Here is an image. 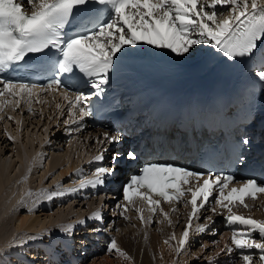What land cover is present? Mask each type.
<instances>
[{"label": "snow or ice", "instance_id": "6c2138e0", "mask_svg": "<svg viewBox=\"0 0 264 264\" xmlns=\"http://www.w3.org/2000/svg\"><path fill=\"white\" fill-rule=\"evenodd\" d=\"M74 20L78 23L73 24ZM69 28L71 35L66 32ZM141 44L168 50L179 57L193 55L201 44L213 46L229 60L250 57L264 44V0H0V74L17 71L19 65L33 61L46 65L53 73L46 85L5 79L0 75V98H4L0 99V113L8 105L18 109L21 100L29 105L31 112L33 99L40 102L41 93L63 89L60 96L66 106L57 104L56 107L62 116L67 115L62 122L71 134L73 126L93 114L91 99L104 93L118 58L130 54ZM77 74L90 85L91 92L72 91L75 85L64 83V76L71 81ZM256 75L264 83V70ZM5 118L13 119L0 114V120ZM75 130L79 131V128ZM122 141L120 131H105L102 139L96 138L102 146L101 154L89 163L103 161L104 153ZM240 143L248 145L250 141L245 136ZM121 155L117 150L111 156L112 163H117ZM125 155L129 160L137 159L134 150ZM239 159L242 162L244 157L241 155ZM77 171L82 173L83 170ZM114 173V167H97L92 178L81 180L77 188L45 189L42 195L51 200L63 197L66 191L97 189ZM235 183L236 177L228 173L214 175L173 163H148L123 185L122 195L127 204L117 207L128 211L127 205L139 199L149 206L153 215L159 212L167 218L168 213L160 207L162 201L183 203L185 207L190 205L187 224L174 249L177 255L187 253L192 238L214 224L213 215H222L226 210L225 220L231 226V232L227 238L222 236L221 240L212 242L217 250L205 257L206 264H219L218 258L225 253H238L237 264H264V220L233 211L237 205L247 208L246 198L255 200L257 193H264V182L247 179L240 182L239 187L231 186ZM57 187L62 188V185L58 182ZM25 195H31V192ZM154 196L159 198L154 199ZM23 203L22 197L18 205ZM35 207L34 201L28 211H34ZM135 210L143 211L142 208ZM206 211L213 215L204 216L206 223L193 228V219H200L201 213ZM103 218L102 210H97L75 224L82 225L87 220L102 221ZM140 219L144 220L143 215ZM75 224L63 226L61 231L72 235ZM90 230L100 231L98 228ZM175 238L173 233L171 239ZM208 248V245H201L200 251L192 255L199 259ZM107 251L131 259L114 237L110 238Z\"/></svg>", "mask_w": 264, "mask_h": 264}, {"label": "rangeland", "instance_id": "374dc122", "mask_svg": "<svg viewBox=\"0 0 264 264\" xmlns=\"http://www.w3.org/2000/svg\"><path fill=\"white\" fill-rule=\"evenodd\" d=\"M9 100H12V99H9ZM49 102L52 103V101H49ZM42 104H43V101H42ZM28 107H29V105L26 103V106L24 108L26 109ZM38 109H40V112L43 111L41 108H38ZM43 109H44V107H43ZM49 109L51 110V107ZM12 111H13V113H11ZM14 111L15 110L13 109L12 105H8L5 107L4 112L0 113V114L5 115L6 117L7 116L13 117V119H11V120H9L7 118H5L4 120H0V160L6 159L11 163V166L7 170V173L9 175V177L12 178L11 181H13L14 180V174H15V172H14L15 169L13 166L15 163H19V157H18V151L17 150L31 149L34 152V156L31 159V163H32L31 168L25 177L26 181H27V191L31 192V196H30L29 200L27 202H24V204L22 206L25 207L27 209V212H29L33 216L40 215V216H42L43 219L45 216H47V217H45V218H47L45 220L46 224L43 225V227L41 229V241L43 242L49 238L50 239L53 238L54 236L52 237L51 234H54L57 231L63 232V231H61V228L63 226H66L70 223L75 224L76 221L84 220L85 218L89 217V214H92L94 211H97V210L103 211V209L105 207H106L105 208L106 210L104 209L105 211H103V217L107 218L106 223L108 224V226H110V228H111L110 230H112V231L110 232L106 228H103V229L98 228V229H100V231H102V230L104 231L106 229V231H108L107 233H109L111 237H115V239L117 236L120 235V233H124L125 231H128L129 228L131 230H133V231L129 230V232H131V233L133 232V234L137 235L136 231H134V229H132L135 224L126 225L122 229L121 228L118 229L117 225H116V227L111 225V222L113 220H115V221L118 220L119 217H117V215L115 213H112V211H109L110 205L108 206V211H107L108 203H105L107 201V199H105L103 196L100 197L98 193H97V197H96V195H89L88 196L87 193L91 192V190L90 191L84 190V194L80 190L66 191V194L63 197H54L51 200H46L43 198L42 190H45V189H47L49 191H56V190H70V189L77 188V186L79 185L80 181L83 178L80 179L79 181H77L76 176L81 177V175H82V177H83L84 176L83 174L88 171L86 169L87 165H85L84 163L86 162V158L91 156L92 154H94L96 152V150L93 149V144H92L93 141L91 142V140H88L85 135H80V136L73 135L69 140H64V141L60 140L63 137V135L60 136V134L57 132L58 129L54 128L55 124L50 122L51 120H49V123L45 122L44 124H42V126H41L42 128L39 129L35 126V123H34V121L35 122L37 121V118L32 117V120H33V123H32V121L29 120V118H27V119L25 118L26 116L24 114L23 115L21 113L20 114H18V113L14 114L16 112V111L15 112ZM44 112L45 113L43 115V118H45V116H48V114H49L48 110H47V112L46 111H44ZM50 112L52 114L50 116V119L53 117V121L57 123L58 118L60 117V113L54 112L53 110ZM17 116L20 117L19 125L17 124V121H18ZM39 121H41V118L39 119ZM58 124L60 125V121L58 122ZM40 125H41V123H40ZM46 127H47V129L49 128V130L52 129V132H49V134L47 131L44 132V129ZM72 130H75V129H72ZM1 131H3V132H1ZM50 135H51V137L49 138ZM9 136L13 137V139L10 140L8 138ZM90 137L91 136H89V139H90ZM92 139H94V136ZM70 143H72V144H70ZM68 144L70 147L68 146ZM55 155H57L59 158L62 156V158L60 159L61 162H59V164L54 166L51 158H53V156H55ZM71 166H72V168H70ZM67 167H69L70 169H68V171L65 172L66 174L63 173V175H61L60 174L61 171ZM78 169H82L83 170L82 173L78 172L77 171ZM50 173H55V174L50 176L49 175ZM58 182L60 183V185H62V188L57 187ZM82 196H84V197H82ZM17 197H18V192L16 189L14 191H12L11 193H9V198L11 201L14 202ZM102 198H104L105 201ZM18 201L14 202L15 205H17ZM34 201L36 202L35 210L34 211H28V208L33 206ZM103 201L105 204L103 203ZM21 209H23V208H21V206L17 207V209H15V210H13V208H12V210L14 211L13 215L7 221V225H8L7 228L10 229V232L14 233V231L16 230L15 217ZM10 213H11V211H10ZM178 216L181 217V214ZM134 218H135L134 216H131V219H134ZM156 221L157 222L159 221L160 225L163 224L162 218H157ZM152 222H153V220L145 224V221H144L143 223L141 222L140 226L136 227V229L139 231H145V233L142 235L144 239L149 237L150 234H152L150 236V239L153 236L155 238H157V236L159 234H162L161 232L159 233V228L161 226L154 227ZM82 225L84 226L85 224H82ZM75 226L79 227V226H81V224H76ZM162 232L164 234H166L165 231H162ZM29 233H31V235L33 234V232H30V231L27 232L26 230L20 232L19 234H22V236L26 235L25 237H27V234L29 235ZM171 235H173V234H171ZM16 237H18V235H17V233H14L12 236H10L7 239L6 242H9L10 240L15 239ZM150 239H149V241H150ZM213 241H216V239L210 241L207 244H204L203 242L191 243V245L188 247L187 253H181L180 255H177L176 252L174 251L175 257H182L181 260L184 259V261H181L179 259V261H175L174 264H186L187 262H192V264H206L205 257L212 255L213 252L217 250L213 247V244H212ZM49 244L50 243H44V245H42V247L41 246L39 247L40 250L37 248V251L38 252L39 251L43 252L44 250L46 251L45 248ZM117 244L123 250V247L118 242H117ZM157 244L158 243H156L154 241L151 243V248L153 250V258L155 260V263L156 262L159 263L158 260H159L160 256L162 255V253L160 252L159 244L158 245ZM201 245H208L209 248H208V250H206L201 255V257L199 259H197L192 254L196 253V252H194V250L195 251L197 250L199 252L200 249H198V248H200ZM144 247H146V245H144ZM172 248H173V250L175 249L174 245H172ZM34 252L35 251H31L30 254L33 255ZM44 252H43V254H44ZM76 252L79 253V256L82 255V252H81V250H79V247L76 248ZM105 252H107V250ZM105 252L94 253L91 256L87 255L85 257L86 258L85 262H81L80 264H86V263L91 264L94 261H96L95 263H97V264L98 263L99 264H108V263L110 264V262L112 264V262L113 263L116 262L115 260L117 259L118 254L115 251L109 255L106 254ZM131 253L135 257H137V255H139V261L136 258H134V260L136 259V261H135L136 264H141V262H142L141 256L143 253H140L138 251V249H136V248H133ZM38 255L39 256L35 258V262L39 261L43 257L41 254H38ZM108 256H109V258H108ZM184 256L188 257V259L184 258ZM93 258H95V259L93 260ZM201 258H203V261L201 260ZM67 260L70 262L69 259H67ZM102 260L104 262L100 263ZM10 263L8 262L7 264H10ZM15 263L21 264V261L18 262L15 260ZM40 264H47V260H45L43 263H40ZM168 264H172V261L168 262Z\"/></svg>", "mask_w": 264, "mask_h": 264}, {"label": "bare ground", "instance_id": "6f19581e", "mask_svg": "<svg viewBox=\"0 0 264 264\" xmlns=\"http://www.w3.org/2000/svg\"><path fill=\"white\" fill-rule=\"evenodd\" d=\"M202 45L203 44L198 45L197 47L202 46ZM203 46H205V45H203ZM197 50H199V49H197ZM134 51L135 52L137 51L140 53L148 52L151 55H153L157 61H164L169 65H173L174 63L179 62L180 59L184 58V57L176 56L168 50L157 49V48H154V47L149 46L147 44L139 45V47L136 48ZM187 57H190V56H187ZM168 61H170V62H168ZM120 75H121V73H118V74H115L114 77L115 76L119 77ZM42 95H44V93H41L38 97L40 102H37L36 99H34V101L31 103V105H30V107L32 109L31 112L26 110L23 105L22 106L20 105V107L17 110L13 108L16 111V112L14 111L15 112L14 114H17V113L18 114L21 113L22 115L24 114L26 116L25 118L26 119L29 118V120H31L32 123H33L32 117L37 118V121L36 122L34 121V123H35V126L37 128L39 127V129L42 128L41 127L42 125H40V123L41 124H44L45 122L49 123V120H51L50 122H52L53 124H57L56 122L53 121V117L50 119V116L52 115L50 111L53 110L54 112L60 113V110L57 109L56 105L60 104L62 107L66 106L65 102L60 97L58 98V99H60V102L50 103L48 100L44 99L43 104H42V102H41L43 100L41 97ZM51 96L53 97V95H51ZM54 97H56V96H54ZM0 99H4V98H0ZM11 99L13 100L14 98H11ZM43 107H44V109H43ZM50 107H51V110L49 109ZM38 108H41L43 111L40 112V109H38ZM47 110H48L49 114H48V116H45V118H43V115L45 113L44 111L47 112ZM11 113H13V111ZM60 115H61V113H60ZM40 118H41V121H39ZM17 119H18L17 124L19 125L20 117L17 116ZM47 127L44 129V132L47 131L49 134V132H52V129L49 130V128L47 129ZM72 129H74V128H72ZM1 132H3V131H1ZM85 135H87V134H85ZM90 136L92 137V134ZM50 137H51V135L49 136V138ZM70 144H72V143H70ZM68 146H69V144H68ZM95 146L99 147L100 144L96 142ZM100 149H101V146H100ZM17 151H18L19 163H15L13 166L15 169L13 181H11L12 178H10L8 173H7V170L11 166V163L6 159L0 160V264H7L8 262L9 263L11 262L10 264H16L15 260L18 262L21 261V264H32L35 262V258L39 256L38 254H41L43 256V257L41 256L42 259H40L38 261V264L43 263L45 260H47V264H52L54 262L53 260H55V259L59 260L60 255L63 256L65 261H68L67 257H69V255H72V257H71L72 261L76 262L78 257H79V253L76 252V248L73 245L71 235L67 236L64 232L57 231L58 233L53 232L54 234H51L52 237L54 236L53 238H51V239L49 238L46 241L42 242L41 241V229H42L43 225L46 224L45 220L47 218H45V217H47V216H45L44 219L40 215L33 216L32 214L27 212V209L25 207L22 206L24 203L22 205H18V203H17V205H15L14 202H16L18 200L20 201V199L22 197L24 198V202H27L31 196V195H28V196L25 195V193L28 192L27 191V181H26L25 177L31 168V164H32L31 159L34 156V152L31 149H27V150L20 149ZM61 158H62V156L59 158L57 155H55V156H53V158H51L54 166L59 164V162H61L60 161ZM104 160H106V158H104ZM70 168H72V166ZM70 168L67 167V168L63 169L60 174L63 175V173L68 171V169H70ZM82 178H83L82 180H85V179H88L89 177L83 176ZM15 189L18 192V197L13 202L9 198V193L14 191ZM85 190L90 191V190H92V188H90V187L85 188ZM252 205H253V202H250L249 203L250 208H252ZM256 205H257V203H256V201H254L253 207L255 206V211L252 212L254 219L264 220V214L261 213L260 211H257ZM19 206H21V208H23V209H21L15 217L16 230L14 231V233H17L18 237H16L13 240H10L9 242H6L7 239L14 234L13 232H10V229L7 228V226H8L7 221L12 217L13 212H14L13 210L17 209V207H19ZM112 207H114L112 209V213H115L117 215V217H119V219L116 221L113 220L111 222V225H113L115 227L117 225L118 229H120V228L122 229L126 225L135 224L136 226L134 225V227L132 229H134V231H136V234H137V235H135V234H133V232L132 233L129 232V230H131L129 228V230L127 229L128 231H125L124 233H120V235L116 237V241L123 247V251L126 252L127 255L129 257H131V259L130 260L125 259L124 257L117 255L118 257L115 260L116 262H114V263L112 262V264H136L135 261H136V259L139 261V255H137V257H138L137 258L131 253L133 248H136V249H138V251L140 253H143L141 256V261H142L141 264H165V263L168 264V262H170V261H172V264H174L175 261H179V259L181 260L182 257H175L174 256V250L172 248V245H174V247L176 248L178 246V241L175 239H171V237H172L171 233L173 231H175V233H177L176 230L181 228V225L178 226L181 222V219H180L181 217L178 215L180 213L185 215V210H184L183 206H180L179 208H177L176 211H170L169 207L164 209V211L168 213L167 218H165L162 213L160 215L159 212H157V215H155V216L154 215H152V216L149 215L148 217L145 216L146 221L147 220L150 221V219H149L150 217H151V219H153L152 223H153L154 227L161 226L159 228V233L161 232L162 234H159L157 236V238H155L153 236V237H151V239H150V236L152 234H150L149 237L144 239L142 235L145 233V231H139L136 229L137 226L141 225V223L138 221L139 219L137 216H136V219L135 218L131 219V216L133 215L132 212H126L121 207H116L115 204H113ZM12 208H13V210H12ZM10 211H11V213H10ZM121 213H124V214L121 215ZM209 215H213V214L209 213ZM156 217L162 218V221H163L162 225H160L159 221L158 222L156 221V219H157ZM169 220H171V223L168 222ZM213 220L215 221L214 226L212 227L211 230L210 229L208 230L209 234L205 233V235H204L205 238H203V239L206 240L205 244L208 242L209 235L214 234L213 236H215V234H216L215 231L216 230L218 231V229L220 228V226L218 225L219 217L217 215H213ZM21 230L22 231L26 230L27 232L30 231V232H33V234L31 235V233H29V235L27 234V237H25L26 235L22 236V234H19L20 232H22ZM131 231H133V230H131ZM162 231H165L166 234H164ZM32 237H37V238L32 239ZM224 237L227 238L226 236H224ZM111 238H113V237H111ZM149 239H150V241H149ZM21 240L26 241V243H20L19 241H21ZM219 240H221V237L218 238L217 241H219ZM153 241L159 244L160 252L162 253V255L160 256V258L158 260L159 263H157V262L155 263V260L153 258V250L151 248V243ZM165 241H168V243L166 244ZM44 243H50V244L45 248L46 251L44 250L45 252L43 251L44 252V254H43V252H41V251L38 252L37 248L39 249L40 246L42 247V245H44ZM143 244L146 245V247H144ZM220 246L223 247V242H221ZM107 248H108V245L105 247V251L107 250ZM198 249H200V248H198ZM66 250L69 251L67 254H66ZM31 251H35L33 255L30 254ZM64 251H65V253H64ZM113 252H111V253H113ZM194 252L197 253L198 251L194 250ZM105 253L108 255L111 254L108 251ZM236 254L237 253L222 254L218 258L219 264H228L230 261H234V263H237ZM108 258H109V256H108ZM134 258H136V259L134 260ZM184 258L188 259V257H185V256H184ZM94 259L95 258H93V260ZM201 260L203 261V258H201ZM181 261H184V259H182ZM95 262L96 261H94L91 264H97ZM102 262H104V261L102 260L100 263H102ZM110 264H111V262H110ZM186 264H192V262H187Z\"/></svg>", "mask_w": 264, "mask_h": 264}]
</instances>
